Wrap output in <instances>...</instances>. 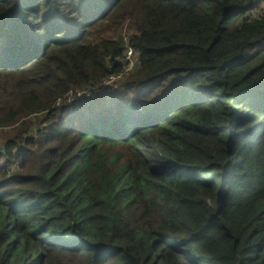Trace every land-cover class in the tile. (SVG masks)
Masks as SVG:
<instances>
[{"label":"trees","instance_id":"obj_1","mask_svg":"<svg viewBox=\"0 0 264 264\" xmlns=\"http://www.w3.org/2000/svg\"><path fill=\"white\" fill-rule=\"evenodd\" d=\"M0 131V264H264V0H0Z\"/></svg>","mask_w":264,"mask_h":264},{"label":"built area","instance_id":"obj_2","mask_svg":"<svg viewBox=\"0 0 264 264\" xmlns=\"http://www.w3.org/2000/svg\"><path fill=\"white\" fill-rule=\"evenodd\" d=\"M132 56V58L129 59V57ZM126 59L127 61L130 60L134 63V53L131 49L127 48L126 51ZM127 69H130L131 67H129V61H128V65H127ZM120 79V76H109L107 79L103 80L98 86H96L95 88H99V87H109L111 89L116 88L117 85V80Z\"/></svg>","mask_w":264,"mask_h":264},{"label":"rangeland","instance_id":"obj_3","mask_svg":"<svg viewBox=\"0 0 264 264\" xmlns=\"http://www.w3.org/2000/svg\"><path fill=\"white\" fill-rule=\"evenodd\" d=\"M130 58H132V56H130V57H129V59H130ZM128 61H129V67H132V65H133V62H132V61H130V60H128ZM131 69H132V68H131ZM120 79H121V77H120ZM120 79H119V80H120ZM2 136H3V132H2V131H0V140H1V137H2Z\"/></svg>","mask_w":264,"mask_h":264}]
</instances>
